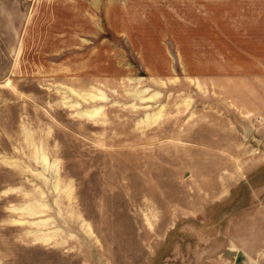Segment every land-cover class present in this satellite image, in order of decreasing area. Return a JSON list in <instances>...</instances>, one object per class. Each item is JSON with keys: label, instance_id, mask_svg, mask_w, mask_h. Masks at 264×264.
I'll use <instances>...</instances> for the list:
<instances>
[{"label": "rangeland", "instance_id": "obj_1", "mask_svg": "<svg viewBox=\"0 0 264 264\" xmlns=\"http://www.w3.org/2000/svg\"><path fill=\"white\" fill-rule=\"evenodd\" d=\"M87 1L0 0V264H264V75L152 72L214 0Z\"/></svg>", "mask_w": 264, "mask_h": 264}, {"label": "crops", "instance_id": "obj_2", "mask_svg": "<svg viewBox=\"0 0 264 264\" xmlns=\"http://www.w3.org/2000/svg\"><path fill=\"white\" fill-rule=\"evenodd\" d=\"M88 0L85 17L96 24V14H108V19L118 16V25H132L127 18L142 16V2ZM89 2V3H88ZM105 3V4H104ZM201 10H213V17L202 18L207 29L214 26L213 46L200 44L198 55L190 57V65L169 66V69L152 70L153 73L177 74H236L264 75V0H214L199 2ZM228 13L229 17H226ZM205 14V13H204ZM206 16V14H205ZM124 20V21H121ZM211 21V22H205ZM135 23V22H134ZM111 25V23H110ZM116 25V23H115ZM202 27V26H200ZM204 50V51H203ZM226 59L223 61L221 56ZM203 63L195 66V63ZM182 63V61H181Z\"/></svg>", "mask_w": 264, "mask_h": 264}]
</instances>
